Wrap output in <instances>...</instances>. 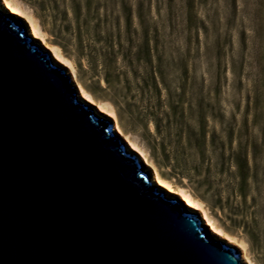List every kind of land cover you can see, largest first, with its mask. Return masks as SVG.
<instances>
[{"label":"rangeland","instance_id":"rangeland-1","mask_svg":"<svg viewBox=\"0 0 264 264\" xmlns=\"http://www.w3.org/2000/svg\"><path fill=\"white\" fill-rule=\"evenodd\" d=\"M15 1L139 162L264 264V0Z\"/></svg>","mask_w":264,"mask_h":264},{"label":"water","instance_id":"water-1","mask_svg":"<svg viewBox=\"0 0 264 264\" xmlns=\"http://www.w3.org/2000/svg\"><path fill=\"white\" fill-rule=\"evenodd\" d=\"M0 11V264H241Z\"/></svg>","mask_w":264,"mask_h":264},{"label":"bare ground","instance_id":"bare-ground-1","mask_svg":"<svg viewBox=\"0 0 264 264\" xmlns=\"http://www.w3.org/2000/svg\"><path fill=\"white\" fill-rule=\"evenodd\" d=\"M0 11L6 15H10V13H8V11H10L16 14L18 17H25V20L28 22L27 31L25 30V32H27V35L32 39L35 44L41 45L40 47L42 50L46 51L48 54L54 57L53 63L55 64V66L62 70H65L66 74L70 77L71 85L74 87V89L76 88L75 91L77 93V98L80 102H84L85 99L89 103L88 106L92 108L95 113L99 114V116L112 117L114 119L113 131L118 137V139L122 141L118 136L119 133H122V129L114 111L102 105H96L94 103L93 99L85 92L84 88L74 79V67L72 65V62L62 57L59 48L50 45L48 42H44L45 34L41 30L40 24L38 23L37 19L32 14L25 13L24 8L15 0H0ZM125 148L131 155H137L139 157L138 161H140L141 163L142 161H145L146 164L150 166V163L146 161L145 158H143V152L141 151V149L137 145H135L131 140L126 141ZM143 167L145 172L150 175L152 183L157 186L159 190L164 191L167 198L171 200L181 199L182 201L187 203L188 208H186L185 205L184 206L189 212H199V217H201L200 219L202 221L203 226L210 227V230L207 231L213 240L226 243L230 246H237L239 249L242 250L240 257L241 264L249 263V258L245 253V245L242 242L237 241L235 238L223 232L220 228H218L213 223L212 219L208 216L206 210L203 207L202 202L195 199L185 188L176 189L170 182L164 180L160 176L158 171H155L151 174V172L149 171V167L146 168L144 165Z\"/></svg>","mask_w":264,"mask_h":264}]
</instances>
